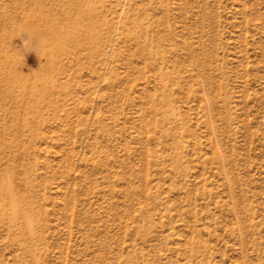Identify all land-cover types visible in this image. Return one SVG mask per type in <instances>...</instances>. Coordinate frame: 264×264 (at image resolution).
<instances>
[{
	"label": "rangeland",
	"instance_id": "374dc122",
	"mask_svg": "<svg viewBox=\"0 0 264 264\" xmlns=\"http://www.w3.org/2000/svg\"><path fill=\"white\" fill-rule=\"evenodd\" d=\"M36 2L0 0V264H264V0H49L52 65Z\"/></svg>",
	"mask_w": 264,
	"mask_h": 264
},
{
	"label": "bare ground",
	"instance_id": "6f19581e",
	"mask_svg": "<svg viewBox=\"0 0 264 264\" xmlns=\"http://www.w3.org/2000/svg\"><path fill=\"white\" fill-rule=\"evenodd\" d=\"M48 2L49 0H37L36 2L37 6L40 8L38 16H37L38 22L35 26H31L32 28H30L31 30L30 29L29 30L32 32L31 38L37 40L40 46L41 45L44 46V52L42 53V55L43 54L45 55V58L47 61L45 62V64L50 63L52 65L56 50L57 49L61 50L62 48L61 46H59L60 47L59 49L58 46H55L58 41L59 33L57 31L54 19L50 17L51 12H49L46 9V5L48 4ZM133 23L140 28V31H143L144 29L145 32H148L146 31L147 27L146 28L143 27V21H142L141 15L133 19ZM30 25H32V21ZM51 65H48V66H51ZM11 189L12 187L9 183L4 188L5 193L7 190H9L8 193H6V195H8V198H9V204L6 210L4 211L8 219L10 220V222L18 224L24 231L28 233H32L33 224L31 220L27 217V213L25 211L27 210V207L22 206L21 203L18 202V199L12 194Z\"/></svg>",
	"mask_w": 264,
	"mask_h": 264
}]
</instances>
